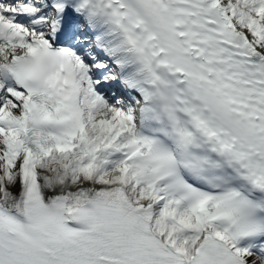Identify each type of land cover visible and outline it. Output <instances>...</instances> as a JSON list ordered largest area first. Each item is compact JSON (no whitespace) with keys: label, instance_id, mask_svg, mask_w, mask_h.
I'll use <instances>...</instances> for the list:
<instances>
[{"label":"snow or ice","instance_id":"snow-or-ice-1","mask_svg":"<svg viewBox=\"0 0 264 264\" xmlns=\"http://www.w3.org/2000/svg\"><path fill=\"white\" fill-rule=\"evenodd\" d=\"M0 264H264V0H0Z\"/></svg>","mask_w":264,"mask_h":264}]
</instances>
